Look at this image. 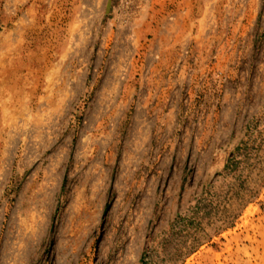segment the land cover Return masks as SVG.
<instances>
[{
	"label": "rangeland",
	"instance_id": "rangeland-1",
	"mask_svg": "<svg viewBox=\"0 0 264 264\" xmlns=\"http://www.w3.org/2000/svg\"><path fill=\"white\" fill-rule=\"evenodd\" d=\"M0 264H264V0H0Z\"/></svg>",
	"mask_w": 264,
	"mask_h": 264
},
{
	"label": "trees",
	"instance_id": "trees-1",
	"mask_svg": "<svg viewBox=\"0 0 264 264\" xmlns=\"http://www.w3.org/2000/svg\"><path fill=\"white\" fill-rule=\"evenodd\" d=\"M143 258H144V257H142V261L144 260Z\"/></svg>",
	"mask_w": 264,
	"mask_h": 264
}]
</instances>
